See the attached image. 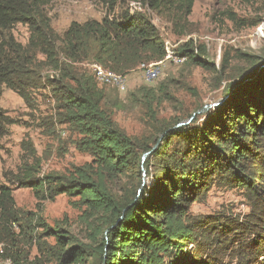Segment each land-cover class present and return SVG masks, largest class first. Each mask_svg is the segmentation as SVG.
Listing matches in <instances>:
<instances>
[{
  "label": "trees",
  "instance_id": "obj_1",
  "mask_svg": "<svg viewBox=\"0 0 264 264\" xmlns=\"http://www.w3.org/2000/svg\"><path fill=\"white\" fill-rule=\"evenodd\" d=\"M53 1L0 0V97L5 86L30 107L35 91L48 90L58 124L67 125L74 147L91 161L67 174L40 176L33 147L23 143L33 163L24 162L8 184L31 190L40 202L77 197L84 208L86 243L71 233L67 221L50 225L39 211L17 208L12 188L0 185V259L12 264H222L228 254L236 259L230 264H264V70L252 86H228L227 99L201 114L196 113L205 105L163 115L164 104L176 106L179 100L161 86L112 99L82 65L97 64L124 78L142 65L161 63L166 47L150 18L122 7L117 14L123 0H105L109 11L100 21L71 22L59 35L47 12ZM136 1L157 15H188L193 5V0ZM19 24L29 32L25 45L12 34ZM196 54L187 43L178 57L212 70ZM247 63L257 65L255 58ZM44 69L53 74L42 76ZM235 77L242 79L243 73ZM127 104L140 109L137 135L114 119ZM193 114L188 125L176 128ZM14 124L0 107V141ZM213 188L241 191L248 213L239 220L191 215V207ZM32 249L36 255L29 262Z\"/></svg>",
  "mask_w": 264,
  "mask_h": 264
},
{
  "label": "rangeland",
  "instance_id": "obj_2",
  "mask_svg": "<svg viewBox=\"0 0 264 264\" xmlns=\"http://www.w3.org/2000/svg\"><path fill=\"white\" fill-rule=\"evenodd\" d=\"M121 7L149 17L172 58L153 64V75L149 81L140 68L128 74L119 85H103L95 79L98 87L104 89L112 99L117 95L124 100L143 86H161L163 91L179 100L176 106V103L164 104L163 115L177 116L184 110L193 111L200 105L219 102L231 84H235L236 88L247 78L249 80L245 82V87L254 85L264 70V67L259 70L264 65V0H193L188 15H179V11L157 15L136 0H123L116 6L115 13ZM108 11L105 0H55L47 7L51 26L59 35L71 22L100 21ZM12 34L17 42L22 45L27 43L29 32L25 26L16 25ZM187 43H192L195 54L199 52L198 47L202 50L203 54L196 55L212 70L176 58ZM251 58L256 59L257 65L250 68L247 60ZM90 66L82 65L93 72ZM240 71L243 78L237 79L235 76ZM52 74L46 69L42 72V76ZM0 107L16 121L9 127L7 136L0 141V185L12 188L17 208L31 213L39 211L38 214L50 225L55 221H67L71 233L86 243V228L81 221L84 208L77 197L61 195L53 201L40 202L31 190L8 184V178L18 174L24 162L33 163L27 158L28 152L23 143L33 147L40 176L67 174L73 168L89 163L90 156L74 147L75 135L70 133L67 125L58 124L56 106L48 90L35 91L29 107L15 92L2 86ZM140 117V109L131 108L129 104L114 113L117 124L133 135L142 130ZM145 172L142 168L144 181L141 188L145 182ZM248 211L247 201L241 191L213 188L205 201L191 207L190 213L193 216L239 220ZM35 255L36 251L32 249L29 262L33 261ZM234 260L227 254L220 261L230 264Z\"/></svg>",
  "mask_w": 264,
  "mask_h": 264
},
{
  "label": "built area",
  "instance_id": "obj_3",
  "mask_svg": "<svg viewBox=\"0 0 264 264\" xmlns=\"http://www.w3.org/2000/svg\"><path fill=\"white\" fill-rule=\"evenodd\" d=\"M172 58V54H169L167 52L166 49V57L164 58V60H169ZM177 59L179 57H176ZM163 62V61H162ZM152 64L149 65H142L140 67V69L143 70L144 75L146 77V80L149 81V79L152 77L153 75V70H152ZM91 69L94 73L95 79L97 80L98 83L103 84V85H119L122 83V81L124 80L123 77L112 73L108 70L103 69L101 66L97 65V64H92ZM3 254V246L0 244V256ZM2 264H12V262L10 260H1Z\"/></svg>",
  "mask_w": 264,
  "mask_h": 264
},
{
  "label": "water",
  "instance_id": "obj_4",
  "mask_svg": "<svg viewBox=\"0 0 264 264\" xmlns=\"http://www.w3.org/2000/svg\"><path fill=\"white\" fill-rule=\"evenodd\" d=\"M263 67H264V65H261V66L259 67V70H260L261 68H263ZM248 80H249V79H247V78L244 79V80L241 81V83H239V85H237L236 87L245 86V82H248ZM230 94H231V93H229V95H230ZM227 97H228V96L224 97L222 100H220V101L217 102V103H213V104H210V105H205L201 110L197 111L196 114H201V113L207 111V110L210 109V108H214V107H217V106L221 105V104L227 99ZM194 117H195V114H193V115L191 116V118L188 119L187 121L179 123V124L176 126V128H177V127H182V126H186V125H188V124L193 120ZM156 147H157V146L153 147V150H154ZM153 150H152V151H153ZM150 153H151V152H149V153H145V154L142 156V163L144 162V160L146 159V157H147Z\"/></svg>",
  "mask_w": 264,
  "mask_h": 264
}]
</instances>
